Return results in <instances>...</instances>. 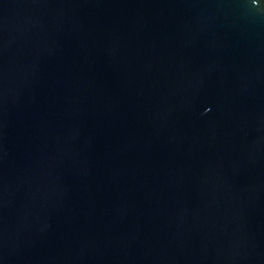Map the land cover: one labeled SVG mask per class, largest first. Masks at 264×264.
Here are the masks:
<instances>
[{
    "label": "water",
    "instance_id": "95a60500",
    "mask_svg": "<svg viewBox=\"0 0 264 264\" xmlns=\"http://www.w3.org/2000/svg\"><path fill=\"white\" fill-rule=\"evenodd\" d=\"M0 264H264V0H0Z\"/></svg>",
    "mask_w": 264,
    "mask_h": 264
}]
</instances>
